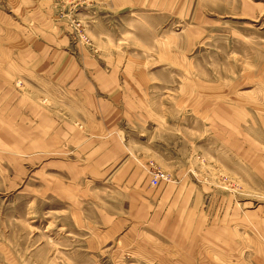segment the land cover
<instances>
[{
  "label": "rangeland",
  "instance_id": "rangeland-1",
  "mask_svg": "<svg viewBox=\"0 0 264 264\" xmlns=\"http://www.w3.org/2000/svg\"><path fill=\"white\" fill-rule=\"evenodd\" d=\"M0 264H264V0H0Z\"/></svg>",
  "mask_w": 264,
  "mask_h": 264
},
{
  "label": "built area",
  "instance_id": "built-area-1",
  "mask_svg": "<svg viewBox=\"0 0 264 264\" xmlns=\"http://www.w3.org/2000/svg\"><path fill=\"white\" fill-rule=\"evenodd\" d=\"M166 180H167L166 175L158 171L151 178L150 184L151 186L155 187V186H158L160 182H165Z\"/></svg>",
  "mask_w": 264,
  "mask_h": 264
}]
</instances>
